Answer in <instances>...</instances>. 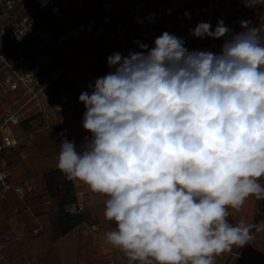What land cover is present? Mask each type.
<instances>
[{
    "label": "clouds",
    "instance_id": "clouds-1",
    "mask_svg": "<svg viewBox=\"0 0 264 264\" xmlns=\"http://www.w3.org/2000/svg\"><path fill=\"white\" fill-rule=\"evenodd\" d=\"M240 27L191 30L224 38L218 54L167 31L150 49L137 42L141 51L110 55L112 71L79 96L90 137L79 149L64 137L57 167L107 197L116 227L105 242L129 264H215L264 230L228 220L250 196L264 200V35Z\"/></svg>",
    "mask_w": 264,
    "mask_h": 264
},
{
    "label": "crops",
    "instance_id": "crops-1",
    "mask_svg": "<svg viewBox=\"0 0 264 264\" xmlns=\"http://www.w3.org/2000/svg\"><path fill=\"white\" fill-rule=\"evenodd\" d=\"M51 2V6L41 8L34 0H24L21 12L30 15L40 29L51 36L45 42L39 39V43L45 53L53 56V65L40 62L38 49L33 43L16 49H3L8 60L19 56L31 60L39 83L36 90L41 91L37 94L38 108L21 85L17 90H6L0 103L1 112H16L20 120L28 119L26 129L21 125L7 126L5 132L19 140L2 153V163L13 183L28 180L33 186V192L24 200L18 199L12 190L5 192L4 197L0 196V264H129L119 249L105 242V234L116 227L114 221L104 216L107 197L93 193L79 180H73V183L76 203L83 207L85 221L77 230L65 234H60L54 225L58 199L47 194L43 173L57 168L60 143L64 137L74 141L78 149L85 138L90 137L82 127L85 108L79 101L81 93L75 91L74 83L81 85L83 92L90 93L86 82L93 76L99 78L112 71L107 64L110 55L118 52L127 56L129 52L141 51L137 42L148 45L150 49L154 40L165 31L182 38L189 51L207 50L218 54L224 38L199 39L191 34V30L202 22L197 10L207 4L213 5L210 14L216 22L212 28L223 20L232 30L231 34H235L243 30L240 22L246 19V14L251 15L252 27H264V0L239 10L235 8L236 0ZM103 2L110 5L107 14ZM135 5L140 6L143 15L160 11L162 16L141 26L130 12ZM166 9L170 11L166 13ZM105 17L108 20L104 21ZM84 28H92V31L82 33ZM261 34L264 35L263 30ZM59 69L63 73H58ZM61 99L67 102L60 105ZM259 182L264 184V178ZM229 211L230 223L244 219L248 223L264 225V200L255 196L247 198L239 212ZM91 224L97 228L95 233L90 229ZM253 235L254 239L249 244L234 247L232 252L245 255L249 264H264V230H254ZM215 264H242V260L232 253H224L216 257Z\"/></svg>",
    "mask_w": 264,
    "mask_h": 264
},
{
    "label": "built area",
    "instance_id": "built-area-1",
    "mask_svg": "<svg viewBox=\"0 0 264 264\" xmlns=\"http://www.w3.org/2000/svg\"><path fill=\"white\" fill-rule=\"evenodd\" d=\"M41 8L51 6V0H34ZM261 0H254L253 3L260 2ZM24 0H0V103L6 95V90H17L21 85L25 89V93L30 95L29 100H34L33 105L38 108L40 107V101L38 100L37 94L41 89L36 90L39 86L38 80L35 77L36 67L32 64L31 60L24 56H19L14 60H8L3 54L5 47L13 49L24 46L27 43H33L35 48L38 49V58L42 64H54L53 56L51 57L43 50V45L39 43V39H45L51 37L48 33L40 29L30 15L23 14L21 12V5ZM104 12H109L110 5L103 2ZM245 0H236L235 8L237 10L245 6ZM213 5L207 4L203 8L197 10V15L202 22H210L212 27L215 25L216 19L210 14V10ZM170 10L166 9L168 13ZM130 12L133 15L134 20L141 26L147 25L154 19L162 16L160 11L150 12L146 15L141 14L140 6L130 8ZM108 17L104 18L106 21ZM108 20V19H107ZM247 21L251 20V15L246 14ZM120 25L117 24L119 28ZM264 33V27L261 29ZM92 31V28L82 29V33ZM98 31H102L98 28ZM96 31V32H98ZM5 73V74H4ZM58 73H63V70L59 69ZM98 76H93L86 83L87 86L95 84ZM75 91L82 93L83 87L77 83H74ZM66 99L60 100V105L66 103ZM57 110H61V107H57ZM20 119L16 112L8 113L1 112L0 110V196L4 197V193L12 190L18 199L24 200L33 192V186L28 180H22L18 183H13L9 172L5 169L1 155L8 148L15 146L18 143L19 138L11 133L5 132L7 126L19 125ZM70 212H82L83 207L79 203H75L69 207ZM90 229L93 233L96 232L97 228L94 224L90 225ZM37 230H34L36 232ZM238 256L242 260V264H249L248 258L239 252H231Z\"/></svg>",
    "mask_w": 264,
    "mask_h": 264
},
{
    "label": "trees",
    "instance_id": "trees-1",
    "mask_svg": "<svg viewBox=\"0 0 264 264\" xmlns=\"http://www.w3.org/2000/svg\"><path fill=\"white\" fill-rule=\"evenodd\" d=\"M20 120L19 125L27 128L26 121ZM43 180L47 194L56 198L57 210L54 213V225L60 234H65L77 228L85 221L83 211L70 212L69 207L76 203V194L73 180L67 178L59 168L47 170L43 173Z\"/></svg>",
    "mask_w": 264,
    "mask_h": 264
}]
</instances>
